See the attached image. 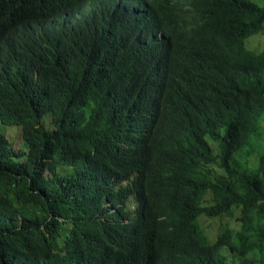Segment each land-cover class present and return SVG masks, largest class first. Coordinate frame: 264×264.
Segmentation results:
<instances>
[{
    "label": "trees",
    "instance_id": "1",
    "mask_svg": "<svg viewBox=\"0 0 264 264\" xmlns=\"http://www.w3.org/2000/svg\"><path fill=\"white\" fill-rule=\"evenodd\" d=\"M126 7L188 64L134 77L60 0H0V264H264V0Z\"/></svg>",
    "mask_w": 264,
    "mask_h": 264
},
{
    "label": "clouds",
    "instance_id": "2",
    "mask_svg": "<svg viewBox=\"0 0 264 264\" xmlns=\"http://www.w3.org/2000/svg\"><path fill=\"white\" fill-rule=\"evenodd\" d=\"M60 1L64 7V17L74 22L75 26L83 27L78 32L91 37L93 50L99 45L108 53L122 54L129 73L134 77L141 73L139 78L156 80V75L164 68L184 67L188 64L187 54L185 60L178 62V52L172 47L168 54L155 52L162 34H147L137 26L135 18L141 10L126 7L136 0Z\"/></svg>",
    "mask_w": 264,
    "mask_h": 264
},
{
    "label": "rangeland",
    "instance_id": "3",
    "mask_svg": "<svg viewBox=\"0 0 264 264\" xmlns=\"http://www.w3.org/2000/svg\"><path fill=\"white\" fill-rule=\"evenodd\" d=\"M254 1V0H253ZM258 3H263V1L262 2H258ZM259 33H255V34H252L251 36H249L248 37V40L250 39V38H252V39H250L249 41H248V44H249V46L250 47H254V46H257V47H259V48H264V36L262 35V34H259V36L258 37H256L257 35H258ZM253 37H256V38H253ZM246 47H247V45H246ZM251 49V48H250ZM260 51V50H259ZM0 130L2 131V132H4L5 133V135L7 136V135H9L10 134V130L12 131V129L13 128H11V127H16V126H7V125H0ZM6 131H5V130ZM18 132V130L16 129V133ZM19 142H21V140H18ZM13 142V141H12ZM13 144L15 145V146H17L18 147V145H17V143H16V141L14 140V142H13ZM204 224H210L211 225V228L210 229H208L207 230V232L208 233H213L214 232V229H213V226H214V220H204ZM229 256V257H228ZM231 258V254L228 252V254H227V260H229ZM228 264H231L230 263V261H228ZM237 264V263H236Z\"/></svg>",
    "mask_w": 264,
    "mask_h": 264
}]
</instances>
